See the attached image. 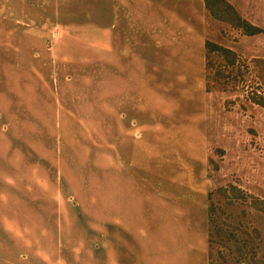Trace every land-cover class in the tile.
I'll return each mask as SVG.
<instances>
[{"label": "rangeland", "instance_id": "1", "mask_svg": "<svg viewBox=\"0 0 264 264\" xmlns=\"http://www.w3.org/2000/svg\"><path fill=\"white\" fill-rule=\"evenodd\" d=\"M256 94L264 33L204 0H0V264H264Z\"/></svg>", "mask_w": 264, "mask_h": 264}, {"label": "trees", "instance_id": "2", "mask_svg": "<svg viewBox=\"0 0 264 264\" xmlns=\"http://www.w3.org/2000/svg\"><path fill=\"white\" fill-rule=\"evenodd\" d=\"M204 2L206 8L214 18L229 23L231 26L239 29L244 35L254 36L264 33V28L252 23L251 21L243 17V15L236 9V7L228 0H204ZM205 46L208 53H215L222 57L225 65L235 66L239 62V55L231 48L217 44L210 40H207L205 42ZM251 100L254 103H257L264 107V95L256 94V96L251 97ZM223 191L226 199L229 201L235 198H246V194L234 185H230L229 192H227L228 190L225 189ZM250 197L251 205L254 208L264 212V200L255 196ZM211 210L214 211L212 206Z\"/></svg>", "mask_w": 264, "mask_h": 264}]
</instances>
